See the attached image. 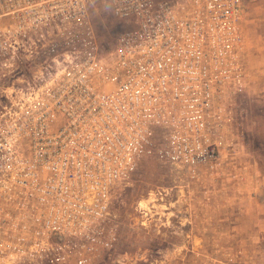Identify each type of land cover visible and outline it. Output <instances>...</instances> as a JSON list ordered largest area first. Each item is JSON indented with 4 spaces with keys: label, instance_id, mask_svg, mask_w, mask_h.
<instances>
[{
    "label": "built area",
    "instance_id": "obj_1",
    "mask_svg": "<svg viewBox=\"0 0 264 264\" xmlns=\"http://www.w3.org/2000/svg\"><path fill=\"white\" fill-rule=\"evenodd\" d=\"M68 1L82 0H0ZM109 2L134 23L116 49L53 57L31 77L27 105L4 108L0 264H82L83 243L114 225L117 188L144 159L192 175L233 143L243 0Z\"/></svg>",
    "mask_w": 264,
    "mask_h": 264
},
{
    "label": "rangeland",
    "instance_id": "obj_2",
    "mask_svg": "<svg viewBox=\"0 0 264 264\" xmlns=\"http://www.w3.org/2000/svg\"><path fill=\"white\" fill-rule=\"evenodd\" d=\"M10 10L0 18L1 122L5 107L27 105L31 77L53 57H106L134 25L109 0L0 2V14ZM243 29L233 143L192 175L144 159L117 188L114 225L83 243L82 264H264V0H243Z\"/></svg>",
    "mask_w": 264,
    "mask_h": 264
},
{
    "label": "bare ground",
    "instance_id": "obj_3",
    "mask_svg": "<svg viewBox=\"0 0 264 264\" xmlns=\"http://www.w3.org/2000/svg\"><path fill=\"white\" fill-rule=\"evenodd\" d=\"M149 201H145V202H142L141 204L143 205V208H146L147 210H149V207H148V203ZM145 209V210H146Z\"/></svg>",
    "mask_w": 264,
    "mask_h": 264
}]
</instances>
